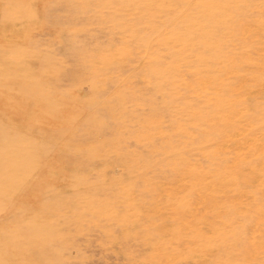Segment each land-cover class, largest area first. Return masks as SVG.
Returning a JSON list of instances; mask_svg holds the SVG:
<instances>
[{"label":"rangeland","instance_id":"rangeland-1","mask_svg":"<svg viewBox=\"0 0 264 264\" xmlns=\"http://www.w3.org/2000/svg\"><path fill=\"white\" fill-rule=\"evenodd\" d=\"M0 264H264V0H0Z\"/></svg>","mask_w":264,"mask_h":264}]
</instances>
